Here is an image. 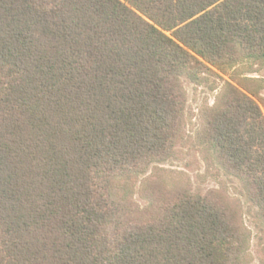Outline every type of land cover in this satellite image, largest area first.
Instances as JSON below:
<instances>
[{
  "label": "trees",
  "instance_id": "16d2710c",
  "mask_svg": "<svg viewBox=\"0 0 264 264\" xmlns=\"http://www.w3.org/2000/svg\"><path fill=\"white\" fill-rule=\"evenodd\" d=\"M264 58V0H0V264H240L237 210L127 183L183 137V78ZM203 69V70H202ZM203 141L264 222V114L227 83Z\"/></svg>",
  "mask_w": 264,
  "mask_h": 264
},
{
  "label": "rangeland",
  "instance_id": "374dc122",
  "mask_svg": "<svg viewBox=\"0 0 264 264\" xmlns=\"http://www.w3.org/2000/svg\"><path fill=\"white\" fill-rule=\"evenodd\" d=\"M204 64L209 70L202 69L200 79H182L187 101L183 137L165 161L127 183L130 201L139 215L149 219L179 191L216 193L237 210L245 235L240 264H264V222L256 207L244 200L240 180L226 174L202 137L206 113L227 83L252 97L264 114V58L241 59L223 69Z\"/></svg>",
  "mask_w": 264,
  "mask_h": 264
}]
</instances>
